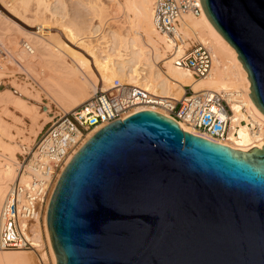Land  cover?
Returning a JSON list of instances; mask_svg holds the SVG:
<instances>
[{
  "label": "water",
  "instance_id": "obj_1",
  "mask_svg": "<svg viewBox=\"0 0 264 264\" xmlns=\"http://www.w3.org/2000/svg\"><path fill=\"white\" fill-rule=\"evenodd\" d=\"M264 114V0H200ZM56 264H264V144L241 151L142 110L97 130L52 189Z\"/></svg>",
  "mask_w": 264,
  "mask_h": 264
},
{
  "label": "bare ground",
  "instance_id": "obj_2",
  "mask_svg": "<svg viewBox=\"0 0 264 264\" xmlns=\"http://www.w3.org/2000/svg\"><path fill=\"white\" fill-rule=\"evenodd\" d=\"M54 1L56 3L54 6L48 0H0V3L12 15L23 16L24 20L28 17V20L39 24L37 33L26 30L22 32L24 40L21 38L15 41V36L9 37L14 43L27 41L31 45L33 53L26 54L20 47L17 50L19 57L25 61L29 72L35 74V68L40 67L44 74L40 85L47 92L49 99L64 108L63 111H68L88 99L96 89H99L100 82L103 83L102 89H107L115 78L121 82L139 85L158 95L177 99L183 95L184 85H189L194 91L201 89L224 91L229 94L228 100L233 114L241 121L239 128L231 135L229 145L241 151L263 146L264 114L248 95L250 81L247 72L242 68L236 50L211 24L204 11L199 17L185 15L181 24L185 38L206 44L212 54L213 61L209 74L204 78L193 79L189 72L172 64L168 55L171 45L166 37L156 32L152 22V0H124L121 4L119 0H110L113 3L112 7L121 10L128 26H108L111 29V43L100 49L93 44L97 36L93 35L95 33L91 29L88 31V28L93 26H70L64 23L62 18L68 15L65 2ZM32 3L34 8L30 9ZM88 5L100 23L94 32H98L105 24H110L111 19H107L109 13H112L110 7L104 5L102 1H92ZM29 11L31 15H27ZM1 19L10 18L0 12V23ZM3 22L1 24H4ZM1 24L0 43L3 44V40L12 31L8 32V28ZM48 24H56L54 27L57 31L74 47L63 41L58 34L42 33ZM160 63H164V70ZM35 75L37 76V73ZM14 86L11 85L15 88ZM18 91L21 96L14 95L9 90L0 91V207L8 183L17 177L20 164L16 154L27 153L29 152L27 150H30L29 144L24 146L25 142L24 144L17 142V136L24 135L23 129L17 127V124L22 126L24 121L13 114L11 108L29 119L32 123L31 132L36 131L35 128L39 126L41 118L45 117L44 120L49 121L54 114L50 106L44 112H39L35 105H28L27 98L40 101V95L33 94L25 87ZM5 118H10L14 123L6 121ZM26 142L28 143V140ZM21 178L22 181L25 180L24 175ZM53 187L47 203L33 224V232L40 238L42 227L44 228L48 256L52 263L56 264L46 223L47 205ZM0 264H33V261L25 249L15 253L0 250Z\"/></svg>",
  "mask_w": 264,
  "mask_h": 264
},
{
  "label": "built area",
  "instance_id": "obj_3",
  "mask_svg": "<svg viewBox=\"0 0 264 264\" xmlns=\"http://www.w3.org/2000/svg\"><path fill=\"white\" fill-rule=\"evenodd\" d=\"M202 13L200 0H152V22L171 45L168 55L172 64L193 79L209 74L212 54L206 44L185 38L181 24L185 15L199 17ZM20 47L26 54L33 53L27 41L20 42ZM0 74V85L4 80L37 84L18 52L4 42L0 43ZM184 89L177 99L115 78L107 89H96L74 108L55 111L37 134L27 162L8 183L0 207V250L28 249L34 253L35 264H52L48 246L42 237L35 236L33 224L69 159L89 136L117 119L152 110L173 119L184 131L233 148L230 137L241 121L233 114L229 94L211 89L194 91L189 85Z\"/></svg>",
  "mask_w": 264,
  "mask_h": 264
},
{
  "label": "rangeland",
  "instance_id": "obj_4",
  "mask_svg": "<svg viewBox=\"0 0 264 264\" xmlns=\"http://www.w3.org/2000/svg\"><path fill=\"white\" fill-rule=\"evenodd\" d=\"M49 3L52 4V6L56 5L55 1L54 0H48ZM92 1H102V3H104V5H106L107 7H110V12L112 11V13H109V17H107V19H111V21L109 22L110 24H105L104 27L102 26L101 27V31L99 32H94L95 29L97 28V26H100V23L99 21L97 20V18L94 17V14L91 10V6L88 5L89 3H91ZM65 2V7H66V12L68 15L65 16V18H62L61 20L64 21V23L70 25V26H86V27H91L93 26L92 28H88V31L91 29L94 36L96 35L97 38L94 39V42L93 44L96 46V48L100 49V48H105L106 46L110 45V41H111V34H110V31L111 29L108 28V26H128L127 24H125V21L126 19L125 16L123 15V13L121 12L120 9H117L115 8V6H111L113 3L110 2V0H64ZM120 4L123 2L124 3V0H119ZM32 6V7H31ZM30 6V9L34 8L33 7V3L32 5ZM112 7V8H111ZM119 11V12H118ZM0 12L9 17L10 19H1L2 22L5 20V22H3L4 24H1L3 27H6L8 28V32H11L10 35H8V37H4L3 39V42L6 43L8 46H10L13 50H18L20 48L19 44L20 43H14L11 41L10 37L12 36H15V41L17 40H20L22 37L24 38L22 32L23 31H28V32H31V33H37L36 32V29L38 27L39 29V24L36 22H32L31 20H28L29 18L28 17H25L26 19L24 20L21 16H17L16 15H12L5 7H3V5H1L0 3ZM59 14H60V10H59ZM27 15H31V12H27ZM124 18H123V17ZM20 17V18H19ZM22 19V20H21ZM60 19V18H59ZM109 19V20H110ZM114 19V20H113ZM28 20V22H27ZM125 20V21H124ZM124 21V22H123ZM9 22V24H8ZM27 22V24H26ZM32 22V23H31ZM9 26H7V25ZM33 25V26H30ZM56 24H48L45 29L43 31H41L42 33L44 32L45 35H52V34H58L59 37L70 44V42L65 38V36L58 32L57 29L54 27ZM57 26V25H56ZM15 27V28H14ZM14 28V30H13ZM103 29V30H102ZM110 29V30H109ZM19 31V33H18ZM17 32V33H16ZM21 32V33H20ZM13 33V34H12ZM97 33V34H96ZM103 37H102V36ZM10 36V37H9ZM22 38V39H23ZM24 40V39H23ZM101 40V41H100ZM107 43H106V42ZM104 44H107V45H104ZM71 46L74 47V45L70 44ZM18 46V47H17ZM101 46V47H100ZM109 49V48H108ZM108 49H104L105 51H107ZM22 50V49H21ZM83 53L88 57V55L83 51ZM90 58V57H89ZM162 64V65H161ZM164 66V63H160V67L164 70L163 68ZM42 68V67H41ZM31 73L36 77V80H37V86H33L29 83H16L15 81H7V80H4L3 83H1L0 85V91H5V90H9V91H12L14 95H17V96H21L20 94V89L22 88H27L30 92L32 91L33 94L35 95H40V101H34V99L32 98H27V103L29 106H33L35 105L36 107H38V110L39 112H44L46 110L47 107L51 108V110L53 111V113L57 110H64L63 107H60V105H58L57 103L53 102L51 99H49L48 97V94L47 92L44 90V88L40 85V80L44 77V74H42V70L39 68H35V74L37 73V76L31 71ZM40 73V74H39ZM97 74V72H96ZM98 75V74H97ZM2 75L0 74V77ZM99 76V75H98ZM11 83V85H15L13 87H11V85L9 84ZM22 87V88H21ZM16 88L18 90H16ZM100 88H103V83L100 82L99 83V89ZM70 110V109H69ZM1 111V110H0ZM11 111L13 114H15L19 119H22V121H24V124L21 126L20 124H17V127H20L23 129V136H17V131H15V134L17 136V142H19L20 144H24L23 142H25L24 146H27V144H29V148L30 150H27L29 151V155L32 153L33 151V148L36 144V141L38 139V136H39V130L42 129L43 127V123L46 122L44 119H46L45 117L44 118H41V120L39 121V126H37L35 128L36 131H33L31 132V126H32V123L29 121L28 118H24L22 115H20V113H18L17 111H15L14 109L11 108ZM6 121L10 122V123H14L10 118H5ZM38 134V136H37ZM28 140V143L26 142ZM28 153V152H27ZM26 152H23V153H17L16 156H17V160L19 162L20 165H23L24 163L27 162V159L29 157V155H27ZM25 157V160H23V158ZM45 244L48 246L47 244V240H46V237H45V233H44V228L42 227V234H41ZM18 250V251H16ZM16 250H5L7 252H10V253H15V252H21L23 249H16ZM27 250V252L29 253V255H31L32 257V261H33V264H35V257H34V253L29 251L28 249H25ZM2 252V251H1ZM2 253H5V252H2ZM50 258V256H49ZM51 262H52V259L50 258ZM53 264V263H52Z\"/></svg>",
  "mask_w": 264,
  "mask_h": 264
}]
</instances>
